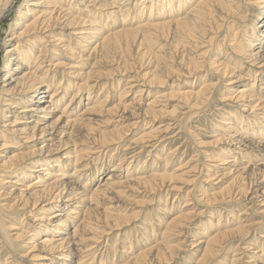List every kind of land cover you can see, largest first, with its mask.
<instances>
[{"label":"bare ground","instance_id":"6f19581e","mask_svg":"<svg viewBox=\"0 0 264 264\" xmlns=\"http://www.w3.org/2000/svg\"><path fill=\"white\" fill-rule=\"evenodd\" d=\"M14 3L0 0L5 45L0 64V264H103L98 260L101 239L125 226L116 199L141 183L163 192L164 202L177 199L182 186L176 182L196 169L192 158L171 172L166 166L160 172L154 161L147 168H128L140 152L160 151L158 146L170 141V124L154 122L175 113L178 103L197 113L219 96V120L209 137L221 146L205 156L214 163L205 183L219 177L230 181L212 192L210 185L199 187L205 208L245 200L247 183L260 173L253 182L264 183V0H20L12 18ZM67 58L79 69L65 64ZM82 58L93 60L90 67L83 68ZM150 59L151 71L128 75L135 64L140 68ZM163 70L167 75L175 71V80L189 76L193 81H186V88L173 81L171 90L152 91L166 83L167 77L159 75ZM203 70L194 90V79L199 81ZM214 75L216 82L210 81ZM231 103L239 112L229 108ZM96 113L111 117L93 121L88 115ZM140 123V133L122 147ZM70 145L69 155L57 154ZM103 150L122 153L110 165L99 158L92 164V156H102ZM191 191L178 209L172 204L176 211L163 223L160 238L143 230L142 246L115 264L163 262L180 239L196 248V264H264V231L257 232L264 226V190L247 198L262 208V222L247 223L246 210L220 222L217 211L208 216L211 229L199 228L195 239L189 229L203 211L197 204L190 207ZM7 198L13 201L1 202ZM14 229L11 238L8 231ZM23 239L29 252L19 255Z\"/></svg>","mask_w":264,"mask_h":264},{"label":"rangeland","instance_id":"374dc122","mask_svg":"<svg viewBox=\"0 0 264 264\" xmlns=\"http://www.w3.org/2000/svg\"><path fill=\"white\" fill-rule=\"evenodd\" d=\"M19 2H20V0H15V3L12 4L13 6L10 10L12 13V15H11L12 18L15 15V11L17 9V5L19 4ZM4 28L5 29L8 28V21L5 23ZM2 38H4L3 32L0 31V64H1V57L4 53V48H5L4 47L5 45L4 46L1 45V43L3 42ZM71 45H73V43ZM68 56L69 55H67V57ZM70 59L71 58L64 59V63L65 64L67 63V65H76V67H77L76 69H79L78 67H80V66L77 65L78 63H75L73 60H70ZM82 59H83L82 61L84 62L83 68L84 67L85 68L90 67L93 60L91 58L88 60L84 59V58H82ZM153 62H154L153 59H150V61L148 63L146 61L140 68L138 67L139 66L138 64H135L133 66V69L130 72H128V75H133V73L136 72L137 74H139L141 76L142 74L151 71L153 68V64H154ZM159 73H160L159 75H161L162 77L163 76H164V78L167 77L164 79V80H166V83L160 88H157V87L151 88L152 91H155L157 89L163 90V91L171 90V86H172L171 83L173 81H175L177 83V85L179 84L178 86L180 88H186L187 86L185 85V82L186 81L188 82L189 80L193 81V78H191V79L188 78L189 76H183L180 80L179 79L175 80V78L177 77V75L175 74L176 73L175 71H174V73H172L170 75H167L166 71H164V70L162 71V73L161 72H159ZM205 74H206L205 70L200 71L198 73V77L199 76L200 77H199V81L198 80L196 81V79H194V86H197L196 88H194V90H196L201 85L200 83H201L202 79L204 78ZM210 77H211L210 81L216 82V80H217L216 75L210 76ZM226 79H228V78H224V80L221 81V84L219 83L220 81H218L219 88L223 87V85L226 82L225 81ZM197 82L199 84H197ZM121 85H123V81H122ZM115 89H117V86L114 87V90ZM98 91H99V89H97L96 92H98ZM85 95H86V92H84V102H85ZM150 95L144 96L140 102L142 104L143 103L145 104L148 101ZM218 98H219L218 94H215L214 98L209 101L208 107L206 109H204L203 111H198L197 113H194V111L192 109H189V107L185 106L184 104L178 103L179 108L176 110L175 113H172V114L170 113L169 115L167 114L166 116L158 118L154 122L155 126H157L159 124L167 126L168 124H170V126H171L170 128L173 130L170 129L169 130L170 133L168 135L171 136L173 139L171 138L170 141L167 140L165 142H162V144H160L158 146V150L159 149H160V151L162 150V153L160 151H157V150L154 152H151L150 154H147L146 151L140 152L138 154V156L135 158V160L132 161V163L130 164L128 169H130V171H131V170H135L136 168L137 169L147 168L148 166H151L155 162L156 165L161 167L160 172H163V170H165V166L167 167L166 170L168 172H171L173 169H175V167H177L180 164L181 161H183L185 163L190 158H192L190 160V162L193 163L192 165H196V169H194V171H192L190 173L191 176L185 177L186 178L185 181L178 180V182H176L177 185H179L180 187L182 186L181 190L179 191L177 199L169 198L166 202H164L165 195L163 192L162 193L158 192L155 189V187H151L150 185H146L144 183H141V185L140 184L132 185V187H133L132 193H124L119 197L120 199L119 198H118V200L116 199L114 204L116 203L117 205H119L118 210L116 212L120 213L121 215L123 214L120 222H122L123 225L125 224V226L120 228V229L117 228L114 231H110L111 232V233H109L110 235L108 234L107 236H105V238L101 239V246L98 247V252L101 253V255L99 256L98 260L101 259L102 260L101 262H104L103 264H113V263L115 264L117 261H120V260L125 261L127 259L126 255H128L127 254L128 251H130V252L137 251V249L142 246L141 243L138 242V239L141 237L146 238L144 233H143V230H146L148 234L152 233V236L154 234H156V236L152 237V239L160 238V236H161L160 233L162 232L163 226H164L163 223H166L168 221L169 217H171L172 214L176 211V209H178L181 205H183L185 198H186V195H187V191H189L191 189H192V191L190 193V197L188 200V203H192V205H190V207H192L193 204L194 205L197 204L198 205V206H196L197 210L203 211L196 217V223L194 225H191V227L189 229V237L192 239L197 238L196 233L199 232V230H200L199 228H201V230H200L201 232L204 230H207V229L208 230L211 229L212 220L208 219V216L210 214L216 213L217 211H221V213H222V218L220 219V222L223 221V219L228 218L227 214H229V216L234 218V217H236L238 212H242L243 210H246V214L243 215V217L248 220L247 223H256V222H262L263 221V213L261 212L262 208H260L258 206V204L252 205L250 202H248V199H247V198L250 199L253 196L255 197V196L262 195V190H264V183H259V181H258L257 183L255 182L256 183L255 184L253 182L254 180H256L255 179L256 177L257 178L259 177V175L261 173L259 175H256L254 180L251 179L249 184L247 183L246 187L249 190V191L247 190L246 195H245L247 198H245V200L238 202V204H234L232 207H225V206L221 205L220 207L214 206V207L205 208V204L203 203V200H201L202 197H201V194L199 191L200 186L210 185L212 187V190H208V192H212V191H217L221 186L226 185L227 182L230 181L229 178H226V179L222 178L221 179L219 177V178L212 179L208 183H205V181L207 179L206 175H208L210 173L207 171H208V169L213 170L211 166L214 165V163L209 161L207 159V157H205V156H206V154L217 153L218 148L221 146L220 144L211 143V140L213 139V137L212 138L209 137L213 134L212 133V130H213L212 125L217 122L216 120H219V118L217 117L218 114L215 115L216 114L215 109L217 107L216 105L218 104ZM170 103H171V105H176L177 100H173ZM229 108H231V109L234 108L233 112L238 111V109H240L237 104H233V103H231ZM170 109H171V107L168 108V110H170ZM242 113H244V112H242ZM191 114L193 117L191 116ZM193 114H195V115H193ZM88 116H90V118H93V121H96V120H99L102 118L105 119V118H108V116L111 117L110 114L107 115V114H100V113H98V114L96 113V114H92V115H88ZM175 118H176V120H175ZM140 124L141 125L139 127L133 129V132L131 134H129L130 137L128 135L127 139L124 141V143H122V147H123V145L129 143V140H131L132 137H134L133 135L140 133L139 130H141V127L143 126L142 123H140ZM95 126H97V125H95ZM111 128H112V126H109V129H111ZM188 130H190L193 133H189ZM199 139L202 141V144L199 143V141H200ZM208 142H210V143H208ZM85 146L86 145H83L80 147H85ZM71 148H72V145L67 146V148H62L61 150H59L57 152V154L61 155V157L65 156V155H69V154H67V152ZM170 150H173V152L171 155L168 156V161L166 162V161H164V158L166 159L165 156H167V153ZM103 152H105L104 155H103ZM103 152H99V153H101L102 156H99V155L92 156L93 160L92 161L90 160V162L92 164H94L99 158L98 161H104V162H106V164L110 165L111 162L114 160H117L118 156L122 153L120 151L119 152L114 151V153H113V150H107V152L105 150H103ZM158 155H159V158L160 159L162 158L161 160H163V161L155 160L154 156L157 157ZM145 160H146V162H144ZM257 162H258L257 159L256 160L254 159L252 161V163H255V164ZM166 163H168V164H166ZM143 164L145 166H143ZM181 164H183V163H181ZM256 168H258V167H256ZM218 169H220V167ZM218 169H216V170H218ZM221 172H223V171L219 170L218 173H216L217 174L216 176H218V174H220ZM106 173H107V171H105L100 176V178L96 181L98 182V181H101L102 179H104ZM96 181H94L92 183V185H90V188L88 189L89 191H91L94 188V185L97 183ZM6 201L12 202L13 200L11 201L10 198H7L5 200H1V202H6ZM172 204L176 205V209L172 208ZM223 207H225L228 211L221 209ZM163 209H165V213L163 212ZM20 218L23 219L24 216H22V217L20 216ZM161 218L162 219L164 218L163 222L158 228H156V226H158L157 224L159 223ZM127 220H129V221L127 222ZM229 220H230V218H229ZM207 223H210V224H207ZM12 224L16 225L14 222ZM258 228H260V230L257 232H260V231L263 232L264 231V226H261ZM16 231H17V229L9 230L8 235L11 234L10 237L13 238L14 237L13 235H15L14 233ZM157 235H158V237H157ZM191 235H193V236H191ZM22 241H24V242L22 243ZM22 241L21 240L18 241V243L21 244V247L18 248V250H17L19 255L20 254H26L29 252V249L28 248L26 249L25 247L29 246L30 244L27 243V241L25 239H23ZM141 241H144V240L141 239ZM146 241H148V240H146ZM150 242H151V240H150ZM150 242H148V243H150ZM190 242L191 241L180 239L179 245L176 247V250H174L173 255H170V257H167V260H164L163 262H153L151 264H196V261H197V258L199 257V254L194 253L196 248H193V249L190 248V246H189L191 244ZM130 243H132L131 248H129ZM25 244H27V245H25ZM236 246H237V243H235L234 245H232L228 249V253H227V256L229 257L228 260L230 259V257H232L231 255H233V253L235 252L234 249L237 248ZM241 252H242L241 249L238 250V253H241ZM5 256H6V252H4L2 254V260L3 261H4ZM75 260H76V256L72 258V262ZM245 260H246V258H244V261ZM66 263L73 264L69 261H66ZM216 264H218V262ZM228 264H229V261H228Z\"/></svg>","mask_w":264,"mask_h":264}]
</instances>
